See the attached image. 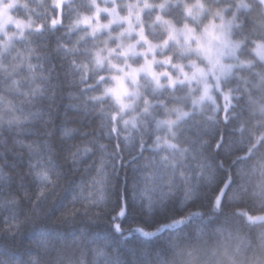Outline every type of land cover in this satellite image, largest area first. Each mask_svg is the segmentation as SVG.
Returning <instances> with one entry per match:
<instances>
[{
  "label": "snow or ice",
  "instance_id": "obj_1",
  "mask_svg": "<svg viewBox=\"0 0 264 264\" xmlns=\"http://www.w3.org/2000/svg\"><path fill=\"white\" fill-rule=\"evenodd\" d=\"M24 7L14 29L0 24V264H43L42 254L51 264H170L214 235L245 245L244 229L264 225V71L245 43L264 12L240 0L241 39L229 28L215 49L184 26L181 52L203 55L216 81L210 92L193 62L185 79L204 86L189 108L191 90L181 94L168 73L173 90H162L147 61L155 87L135 104L121 99L127 89L102 92L90 48L62 39L67 31L51 61L40 41L70 29L65 18L86 2ZM254 51L264 61V43Z\"/></svg>",
  "mask_w": 264,
  "mask_h": 264
},
{
  "label": "clouds",
  "instance_id": "obj_2",
  "mask_svg": "<svg viewBox=\"0 0 264 264\" xmlns=\"http://www.w3.org/2000/svg\"><path fill=\"white\" fill-rule=\"evenodd\" d=\"M86 2L89 7L80 10L79 14L72 11L65 18L69 42L79 40L80 45L90 48V60L93 67L98 68L105 76L103 88L120 90L126 104H135L146 86L155 87V81L148 71L146 61L151 65V71L159 75L164 91H172L168 77L171 74L176 81L175 87L183 89L188 95V107H191L192 95L199 96L204 83L200 78L188 81L185 73L192 74V64L204 69L206 82L210 92L214 91L216 83L210 71L208 60L197 52L184 55L181 48L185 44V34L181 30L187 25L194 36H200L204 43L213 49L220 46L216 37L230 28L229 38L233 41L241 39L239 26L247 25L244 10L238 11L240 0H77ZM249 7L255 6L264 12V4L260 0H246ZM166 7L161 9L159 5ZM235 14V19L233 16ZM159 17V19H158ZM264 20L261 16L257 20ZM229 21H232L229 25ZM173 29L175 32L173 33ZM193 47L196 40L187 41ZM255 65L254 71H264V61L255 54L257 43H264V28L249 36L245 42ZM221 57L223 63H232V57L227 54ZM239 54V52L237 53ZM99 55L101 63L97 64ZM172 57L171 60L168 58ZM143 66V68H142ZM136 69L135 77L129 75ZM234 72L238 69H233ZM119 108L111 93L105 97ZM247 241L237 249L236 241H228L218 235L202 241L195 250H186L170 257V264H264V225L245 228ZM14 259H19L13 252L7 253ZM51 255H55L52 253ZM78 255V253H77ZM43 264H51L49 254H42ZM26 259V256L24 257Z\"/></svg>",
  "mask_w": 264,
  "mask_h": 264
},
{
  "label": "trees",
  "instance_id": "obj_3",
  "mask_svg": "<svg viewBox=\"0 0 264 264\" xmlns=\"http://www.w3.org/2000/svg\"><path fill=\"white\" fill-rule=\"evenodd\" d=\"M18 1L20 2V5L16 6V8L13 10V14L17 18H21L27 15V9L24 7L25 0H18ZM39 11L42 13L43 9H39ZM65 31H66L65 29H61L55 35H47L43 41H40L42 45V51L52 53L51 61L53 62L55 61V52L53 51V49L55 48L56 39L57 37H60L61 33ZM62 39L66 40L68 39V37L65 35L62 36ZM44 45H46V47H43Z\"/></svg>",
  "mask_w": 264,
  "mask_h": 264
},
{
  "label": "rangeland",
  "instance_id": "obj_4",
  "mask_svg": "<svg viewBox=\"0 0 264 264\" xmlns=\"http://www.w3.org/2000/svg\"><path fill=\"white\" fill-rule=\"evenodd\" d=\"M4 4L9 5L7 8L0 6V24L6 25L9 29H14L15 21L19 18L15 17L13 10L20 5L18 0H3Z\"/></svg>",
  "mask_w": 264,
  "mask_h": 264
}]
</instances>
